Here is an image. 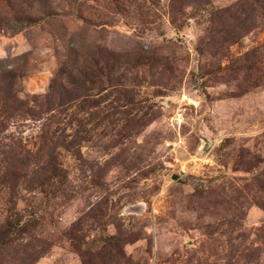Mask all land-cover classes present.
I'll return each instance as SVG.
<instances>
[{
    "label": "rangeland",
    "instance_id": "obj_1",
    "mask_svg": "<svg viewBox=\"0 0 264 264\" xmlns=\"http://www.w3.org/2000/svg\"><path fill=\"white\" fill-rule=\"evenodd\" d=\"M0 264H264V0H0Z\"/></svg>",
    "mask_w": 264,
    "mask_h": 264
}]
</instances>
